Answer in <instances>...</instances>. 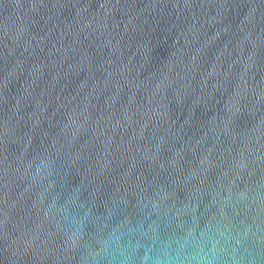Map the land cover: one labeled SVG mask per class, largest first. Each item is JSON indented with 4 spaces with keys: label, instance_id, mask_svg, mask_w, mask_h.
I'll list each match as a JSON object with an SVG mask.
<instances>
[{
    "label": "water",
    "instance_id": "obj_1",
    "mask_svg": "<svg viewBox=\"0 0 264 264\" xmlns=\"http://www.w3.org/2000/svg\"><path fill=\"white\" fill-rule=\"evenodd\" d=\"M0 264H264V0H0Z\"/></svg>",
    "mask_w": 264,
    "mask_h": 264
}]
</instances>
